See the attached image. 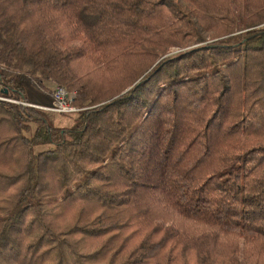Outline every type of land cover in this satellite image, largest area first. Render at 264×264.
<instances>
[{"label":"trees","instance_id":"1","mask_svg":"<svg viewBox=\"0 0 264 264\" xmlns=\"http://www.w3.org/2000/svg\"><path fill=\"white\" fill-rule=\"evenodd\" d=\"M0 95V264H264V0H0Z\"/></svg>","mask_w":264,"mask_h":264},{"label":"rangeland","instance_id":"2","mask_svg":"<svg viewBox=\"0 0 264 264\" xmlns=\"http://www.w3.org/2000/svg\"><path fill=\"white\" fill-rule=\"evenodd\" d=\"M175 52H177V51L172 50L166 56L174 54ZM121 74L120 73H115V72H109V71H102V72H100V71H96L95 72L94 71L88 77L87 83L93 89L94 92H98L100 94L112 95L113 96V95H115V94H117L119 92L121 93L122 90L125 87L126 82H127V81L123 80L122 77H120ZM55 88L56 87H54V90H55ZM67 92H70V91L67 90ZM70 93H72V94L74 93L75 94V92H70ZM73 96H74V99H73V102H72V106L77 109L78 107H76V105L74 103L76 95H73ZM73 114L74 113H70V114L65 115L66 122H64V125H69L70 124L71 118L73 116H75V114L74 115Z\"/></svg>","mask_w":264,"mask_h":264},{"label":"built area","instance_id":"3","mask_svg":"<svg viewBox=\"0 0 264 264\" xmlns=\"http://www.w3.org/2000/svg\"><path fill=\"white\" fill-rule=\"evenodd\" d=\"M74 93L67 92V90L64 87H57L53 92V102L50 107H37L42 110L56 113V114H70L75 113L78 110L72 106V102L74 99ZM0 101L11 103V104H17L24 107H36L34 105L27 104L26 102L22 100H14L11 98H8L6 96L0 95Z\"/></svg>","mask_w":264,"mask_h":264}]
</instances>
